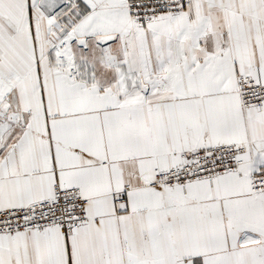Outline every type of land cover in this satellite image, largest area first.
Listing matches in <instances>:
<instances>
[{"label":"snow or ice","instance_id":"1","mask_svg":"<svg viewBox=\"0 0 264 264\" xmlns=\"http://www.w3.org/2000/svg\"><path fill=\"white\" fill-rule=\"evenodd\" d=\"M0 264H264V0H0Z\"/></svg>","mask_w":264,"mask_h":264}]
</instances>
